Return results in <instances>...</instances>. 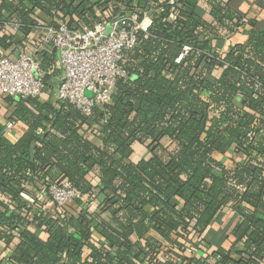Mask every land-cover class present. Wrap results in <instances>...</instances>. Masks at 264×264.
Listing matches in <instances>:
<instances>
[{
  "label": "trees",
  "instance_id": "1",
  "mask_svg": "<svg viewBox=\"0 0 264 264\" xmlns=\"http://www.w3.org/2000/svg\"><path fill=\"white\" fill-rule=\"evenodd\" d=\"M208 2L212 24L201 0H0L9 59L39 27L149 22L120 62L127 78L90 114L43 94L0 96V110L14 107L0 123V241L19 240L13 264H264V32L253 24L246 43L221 51L246 16L233 0ZM35 58L47 90L57 52ZM19 122L28 130L12 142ZM65 181L80 197L59 207L48 191ZM227 210L232 246L214 249L207 235Z\"/></svg>",
  "mask_w": 264,
  "mask_h": 264
},
{
  "label": "built area",
  "instance_id": "2",
  "mask_svg": "<svg viewBox=\"0 0 264 264\" xmlns=\"http://www.w3.org/2000/svg\"><path fill=\"white\" fill-rule=\"evenodd\" d=\"M8 28L19 30L16 24ZM144 28L137 13L100 21L90 29H75L68 23L39 27L30 33L27 43L31 49L20 53L16 60L0 57V94L23 101L44 94V72L35 55L53 49L59 55L57 66L61 71L59 101L90 114L96 106L110 104L116 83L127 78L120 62L135 48L137 34ZM48 195L59 207L80 197L68 181L51 186Z\"/></svg>",
  "mask_w": 264,
  "mask_h": 264
},
{
  "label": "crops",
  "instance_id": "3",
  "mask_svg": "<svg viewBox=\"0 0 264 264\" xmlns=\"http://www.w3.org/2000/svg\"><path fill=\"white\" fill-rule=\"evenodd\" d=\"M222 3H229L230 0H219ZM234 7L237 8L245 14L246 19L242 21V25L236 30L233 34H228L223 36V38L219 41L218 46L221 51H229L233 46L238 44H244L248 40L249 35L254 30L253 24L256 25L258 31L264 32V0H233ZM208 0H201L202 15L203 18L210 24L214 23L213 18L209 14L208 10ZM149 22L145 23V26H148ZM30 33L24 38L26 42L29 41ZM21 40L22 35L19 34L17 37ZM20 50V51H19ZM26 51V48H19L15 53L10 57L11 60H16L20 53ZM57 57L59 55L57 53ZM58 62V60H57ZM57 87H58V79L55 78L52 81L51 86L44 92L41 96V101L43 103L51 102L56 108L60 107V101L57 96ZM0 96H2L0 94ZM2 102V101H1ZM14 112L13 106H7V104L2 103L0 110V123L7 125L8 119L11 114ZM28 130L27 126L24 123H16L9 124L7 127L6 136L12 142H16L22 135L26 133ZM100 145L99 142L96 143ZM145 156V153H143ZM29 198L28 196H26ZM45 211L51 212L53 208L50 206L44 208ZM96 206L92 207V211H95ZM30 218L33 217L32 213H30ZM238 219L236 215L230 210H227L222 219L219 222H216L212 225L210 231L208 232L207 239L214 246V249L217 246L221 245L223 248L230 250L232 246L233 239H227V236L233 230L235 224ZM32 231H35L34 227L30 228ZM40 237L43 240L47 239V235L45 233L40 234ZM19 243L18 239H15L14 243L9 247L3 241H0V264H13L11 261V257L15 252L17 244Z\"/></svg>",
  "mask_w": 264,
  "mask_h": 264
},
{
  "label": "rangeland",
  "instance_id": "4",
  "mask_svg": "<svg viewBox=\"0 0 264 264\" xmlns=\"http://www.w3.org/2000/svg\"><path fill=\"white\" fill-rule=\"evenodd\" d=\"M87 95H90L89 93H87Z\"/></svg>",
  "mask_w": 264,
  "mask_h": 264
},
{
  "label": "water",
  "instance_id": "5",
  "mask_svg": "<svg viewBox=\"0 0 264 264\" xmlns=\"http://www.w3.org/2000/svg\"><path fill=\"white\" fill-rule=\"evenodd\" d=\"M138 105V104H137Z\"/></svg>",
  "mask_w": 264,
  "mask_h": 264
}]
</instances>
